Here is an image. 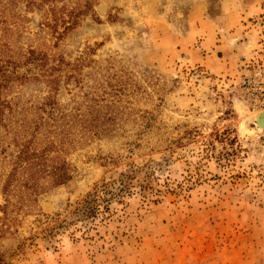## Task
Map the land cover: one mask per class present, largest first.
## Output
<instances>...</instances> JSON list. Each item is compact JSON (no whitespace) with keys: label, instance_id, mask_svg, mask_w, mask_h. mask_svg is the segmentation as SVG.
I'll return each instance as SVG.
<instances>
[{"label":"rangeland","instance_id":"1","mask_svg":"<svg viewBox=\"0 0 264 264\" xmlns=\"http://www.w3.org/2000/svg\"><path fill=\"white\" fill-rule=\"evenodd\" d=\"M0 53L18 111L53 96L104 131L11 214L7 264H264V0H0Z\"/></svg>","mask_w":264,"mask_h":264},{"label":"trees","instance_id":"2","mask_svg":"<svg viewBox=\"0 0 264 264\" xmlns=\"http://www.w3.org/2000/svg\"><path fill=\"white\" fill-rule=\"evenodd\" d=\"M28 2L35 4L37 0ZM4 54L0 53V57ZM6 58L8 60L0 59V198L5 202L0 205V211L4 215L0 233L9 230L13 222L11 214L30 207L44 193L46 180L60 186L72 179L71 167L62 159V154L67 153L70 148L75 149L80 143L76 136L79 127L84 136H97L104 132L98 131L100 119L93 111L89 110L87 114L79 111L66 114L53 96L47 97L31 114L28 110L18 111L19 104H13V101L4 96L7 90H11L14 82L26 81L29 77L12 73L9 67H16V63L11 60V55L7 54ZM46 58V55L32 51L28 61L41 68L42 76L50 78L48 83L57 94L60 77H51L56 69H45ZM1 134L11 139L9 145H3ZM11 144L17 149L15 157L8 152ZM97 207L95 200H88L82 214L87 217L95 216ZM0 264H7L1 254Z\"/></svg>","mask_w":264,"mask_h":264},{"label":"bare ground","instance_id":"3","mask_svg":"<svg viewBox=\"0 0 264 264\" xmlns=\"http://www.w3.org/2000/svg\"><path fill=\"white\" fill-rule=\"evenodd\" d=\"M258 118H261V119H259V126L262 128V126L264 125V116H263V114L261 116H259Z\"/></svg>","mask_w":264,"mask_h":264},{"label":"built area","instance_id":"4","mask_svg":"<svg viewBox=\"0 0 264 264\" xmlns=\"http://www.w3.org/2000/svg\"><path fill=\"white\" fill-rule=\"evenodd\" d=\"M250 82H251L250 80L245 79L244 84H247V83L250 84Z\"/></svg>","mask_w":264,"mask_h":264},{"label":"water","instance_id":"5","mask_svg":"<svg viewBox=\"0 0 264 264\" xmlns=\"http://www.w3.org/2000/svg\"><path fill=\"white\" fill-rule=\"evenodd\" d=\"M263 126H264V125H263ZM263 126H262V127H263Z\"/></svg>","mask_w":264,"mask_h":264}]
</instances>
